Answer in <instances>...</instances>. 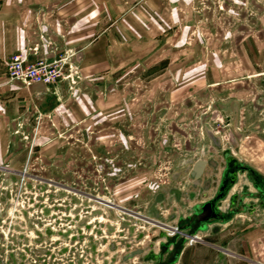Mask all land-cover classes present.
I'll use <instances>...</instances> for the list:
<instances>
[{"label": "rangeland", "instance_id": "1", "mask_svg": "<svg viewBox=\"0 0 264 264\" xmlns=\"http://www.w3.org/2000/svg\"><path fill=\"white\" fill-rule=\"evenodd\" d=\"M144 1L112 2L133 63L95 71L77 69L74 52L45 35L41 0H0V41L13 24L21 42L35 40L28 62L62 64L55 82L25 84L6 73L12 53L0 57L3 96L19 84L52 100L9 127L1 117L0 264H264V209L185 244L197 224L170 228L173 200L157 205L161 218L149 212L158 193L193 191L190 166L215 148L211 136L264 179V0H150L148 10ZM9 13L25 18L11 24ZM159 226L173 247L121 261Z\"/></svg>", "mask_w": 264, "mask_h": 264}, {"label": "crops", "instance_id": "2", "mask_svg": "<svg viewBox=\"0 0 264 264\" xmlns=\"http://www.w3.org/2000/svg\"><path fill=\"white\" fill-rule=\"evenodd\" d=\"M32 1L34 2V0ZM113 1L115 0H41L39 20L42 23V31L47 37L55 39L57 49H71L74 52L72 63L77 69L95 71L125 69L133 63L134 59L132 58L135 57V51L130 50L131 43L127 38V32L119 25L120 22H123V18H119L120 20L116 18L120 15L115 14ZM149 1H144V8L148 7L147 10ZM84 2L86 4H83ZM116 6H119L121 11L125 10L123 5L117 4ZM87 7L89 8L86 10ZM156 11L161 15L163 9L159 7ZM6 16L4 19L11 24H17L25 18V16L16 13H9ZM158 19L162 20L161 16ZM35 27L36 29L31 27V30L28 31L29 35L40 31L37 25ZM19 34L20 30L13 24L10 25L9 43L5 45L3 41H0V57L11 53H20L23 56L25 54L28 61H32L34 59L33 51H37L35 46L33 49L31 48L35 40L21 42ZM49 57H51L50 54L47 58ZM12 86L15 90L10 89L9 94L3 96L0 93V122L1 117L6 119V127L13 125L12 122L17 121L21 112L27 107L29 108L30 105H35L39 112H44V107H48V103L52 101L49 98L50 95L40 93V89L28 92L29 95H27L28 88H23L19 84ZM225 251L235 254L228 249ZM252 262L254 263L251 264H261Z\"/></svg>", "mask_w": 264, "mask_h": 264}, {"label": "water", "instance_id": "3", "mask_svg": "<svg viewBox=\"0 0 264 264\" xmlns=\"http://www.w3.org/2000/svg\"><path fill=\"white\" fill-rule=\"evenodd\" d=\"M211 139H213L215 145L211 153L207 154V150L206 153L203 150L205 156L201 155L191 163L188 184L193 188V191H181L180 189L173 188L169 191V194L165 195L158 193L154 198V202L149 207V212L152 214L153 218L157 219L161 216L158 212L157 205H159L164 198L170 201L173 200L174 212L173 217L170 218L172 220L170 223L175 229L176 227L178 228V223L181 221L190 220L192 218L195 220L197 224L193 230L195 233L189 231V233L182 238L183 240L181 243L183 242V244H185L190 236H194L198 232L203 231V233L208 232L210 234L217 233L225 227L224 225L226 223L224 222L227 220L226 216L229 215V217H231L234 214V211H228L229 205L234 206L235 202H237V191H240V193L245 191L243 189L245 186L244 178L239 176V173L237 174L236 172L235 158L232 155H227L225 159L226 162L224 163L219 157L223 152L220 148H217L219 145L217 138L211 136ZM238 181L241 186L239 189L235 188V186L233 187ZM255 191L261 196L260 189H256ZM226 193H228L227 197L224 198ZM244 201L243 198L238 199L240 206L245 204ZM254 206L256 209H264V200H261ZM256 209L250 210L248 214ZM174 221H176V223ZM230 221L231 219L227 220V222ZM164 224L165 223H162L161 225L163 226ZM191 226L189 224L186 228L182 229L188 231ZM169 227L172 228L171 225ZM166 230L167 229L159 226L155 231L156 233L149 239L146 248L139 247L125 253L121 256V261H129L134 256L142 258V261L144 258L148 260L149 257H154V251L152 252L151 249H153V244L158 240L160 243L157 253L161 251L162 247L167 249L169 246H172V244H169L170 237L167 235ZM148 247L149 250L146 251Z\"/></svg>", "mask_w": 264, "mask_h": 264}, {"label": "flooded vegetation", "instance_id": "4", "mask_svg": "<svg viewBox=\"0 0 264 264\" xmlns=\"http://www.w3.org/2000/svg\"><path fill=\"white\" fill-rule=\"evenodd\" d=\"M220 150L223 152L221 153V155L219 156L221 158V160L225 163L226 162V157L227 155H232L235 158V166H236V172L237 174L239 173V176H241L242 178H244V182H245V186L243 187V189L245 190L243 193H240V191H237V202H235L234 206L229 205V209L228 211H234L233 216L229 217V215H227V220L228 219H234V218H242L244 213H248L250 210L252 209H256L255 208V204L259 203L261 200H264V179L262 177V175L253 167H251V165H249L248 163L244 162L242 159L238 158L235 154L234 151L231 149V147L229 146H225L222 145ZM241 181V180H240ZM240 182L238 181V183L235 185H233V187L235 186V188H240ZM238 186V187H237ZM251 186V187H250ZM256 189H260L261 192V196L255 191ZM227 194L224 196L227 197ZM239 198H243L245 201V204L243 206H240L238 199ZM237 216V217H236ZM224 222L226 223L224 226L227 227L229 226L232 221L230 222ZM173 228V227H172ZM224 228V227H223ZM175 229V228H173ZM171 238V237H170ZM173 239H169V244H172L171 247H173ZM224 249V248H223ZM225 251V249H224ZM161 252V251H160ZM156 253L155 256L153 257L154 259L157 257H161V253Z\"/></svg>", "mask_w": 264, "mask_h": 264}, {"label": "built area", "instance_id": "5", "mask_svg": "<svg viewBox=\"0 0 264 264\" xmlns=\"http://www.w3.org/2000/svg\"><path fill=\"white\" fill-rule=\"evenodd\" d=\"M60 60L37 59L28 62L21 54H11L6 63V73L12 80L22 83H53L61 76L62 64Z\"/></svg>", "mask_w": 264, "mask_h": 264}, {"label": "bare ground", "instance_id": "6", "mask_svg": "<svg viewBox=\"0 0 264 264\" xmlns=\"http://www.w3.org/2000/svg\"><path fill=\"white\" fill-rule=\"evenodd\" d=\"M13 54H20V53H13Z\"/></svg>", "mask_w": 264, "mask_h": 264}]
</instances>
